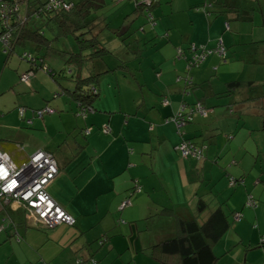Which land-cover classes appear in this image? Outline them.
<instances>
[{
    "label": "crops",
    "instance_id": "0c3cea01",
    "mask_svg": "<svg viewBox=\"0 0 264 264\" xmlns=\"http://www.w3.org/2000/svg\"><path fill=\"white\" fill-rule=\"evenodd\" d=\"M174 1L170 11L162 8L160 1L153 13L154 25L129 4L127 9H131L135 19L128 23L130 18H125L127 21L119 27L111 26L102 33L118 41L113 33L122 28L130 37L128 49L134 58L140 63L147 59L146 74H141L140 66L128 70L137 93L130 83L120 85L121 81L116 80V86L125 88L130 95L124 102L120 100L119 112L111 111L110 106H97V101L93 104L95 117L84 122L78 115L72 118L73 110L62 104L58 111L53 109L54 114L41 119L26 112L25 120H31V125L20 118L26 128L36 132H45L59 121L65 131L72 132V147L56 142L54 133L50 141L35 139L30 134L23 140L24 145L3 135L6 131L0 135V150L16 165L25 163L38 151L53 154L61 171L48 192L76 220L74 228L61 225L51 230L14 201L0 204V264H77L79 260H83L82 264H101V260L104 264H161L150 255L151 249L175 238L182 221L198 219L203 223L218 210L227 217L230 229L214 246L217 264H263L264 205L258 206V210L244 207L249 199L264 200V193L257 194L258 188L252 190L254 185L260 187L264 182V134L257 130L259 123L252 120L253 117L264 121V81L256 80L264 53L258 44L264 42V16L258 13L255 0H185L181 15L176 16ZM207 3L213 4L211 16L197 10ZM234 4L238 13L227 9ZM158 10L161 15L155 14ZM240 13L248 15L247 19ZM140 15L145 25L133 30ZM206 24L208 32L198 35V28ZM151 40H156L157 48L149 52L147 44ZM219 40L228 50L226 62L213 55L199 68L189 69L186 61L177 63L178 59L173 63L178 48H215ZM118 48L123 50L124 43ZM154 52H158L157 56L148 60L145 54ZM99 72L101 76L108 75L105 70ZM86 74L89 77L90 70ZM237 81L255 82L258 92L254 89L249 93L243 86L228 93L229 84ZM153 85L161 99L153 94ZM10 89L11 84L5 85V90ZM255 97L261 98L255 101ZM118 98L113 95L111 100ZM199 103L212 110L209 117L197 118L182 131L169 122L182 107ZM75 106L79 113L78 105ZM5 108L0 111L1 119L10 113L9 107ZM221 108H229V112ZM228 113L235 120L225 126ZM7 124L0 122V130H6ZM94 124L106 131L105 138L99 136ZM87 130L90 134L84 136V142L81 135ZM239 135L245 139L242 144L236 140ZM251 137H256L257 150L244 146ZM184 141L203 150L202 161L182 157L178 147ZM247 157L251 159L245 166ZM236 166L241 169H233ZM241 184L245 190H237L236 186ZM137 186L141 187L139 191ZM248 194L252 196L247 198ZM202 201L208 204L203 213ZM231 230L234 232L227 238ZM256 248L261 251L253 253Z\"/></svg>",
    "mask_w": 264,
    "mask_h": 264
},
{
    "label": "trees",
    "instance_id": "16d2710c",
    "mask_svg": "<svg viewBox=\"0 0 264 264\" xmlns=\"http://www.w3.org/2000/svg\"><path fill=\"white\" fill-rule=\"evenodd\" d=\"M130 1L132 0L125 2H120V0H112L116 7H122ZM133 1L135 5H137L135 6V9L145 17L149 14L147 20L150 24L154 25L150 14H152V11L156 8V6L159 5L161 0ZM263 1L264 0H255V3L258 2L256 3V8L261 17L262 14L264 16V7L262 5ZM64 2L71 6L69 10L64 9L62 6L55 8L51 0H3L0 3V11L5 5V9L7 10L6 15L9 17L7 26L10 29L11 38L9 40L8 47H6V45L1 41V36L5 29L0 24V43L2 44L4 52L7 54V56L13 54L19 45L24 48H30L31 50L33 49V53L26 52L22 58L27 59L33 67L45 69L56 82H59L60 79H65L71 82L73 84L72 90L66 89V94H68L70 98L78 105L81 112L86 109L92 111L94 110L93 104L100 97L98 81L102 73H97L98 70H105L106 73H114L121 70L128 71L130 69L128 63H130L131 60L129 59L125 61L124 59V61H120V64L118 65H108L107 61L110 58L115 59V61L118 59L117 57H114L113 50L109 49L104 41H101L100 38L102 33L109 30L112 26V21L109 20L105 15L100 14L109 6L107 0H64ZM205 5L208 7L206 9L204 8L206 15H213L211 11L213 4L207 3ZM227 9L235 10V12L238 13L239 8L234 4L233 7H228ZM197 10L200 11L201 8H197ZM241 15L245 17L244 19H247L246 17L248 15L244 16L243 13H240V16ZM244 19L240 18L242 21ZM263 19L264 18H262V20ZM227 27V29H230L229 24H227ZM113 34L118 38L119 43H124L125 51L123 49V52H131L128 49L129 45L127 43L130 37L125 33V30L120 28L115 30ZM67 38H72L76 41L79 51L74 53H66L67 58L64 69H61L58 72L53 70L50 71L43 65V58L46 56V52L53 48L52 45L55 42H59L61 39ZM218 42L215 48L196 45H190L187 50L178 48L177 59H184L187 62L189 69L199 68L210 56L217 55L220 57L215 52ZM135 43H137V41ZM222 43L225 49V56L220 58L222 61L226 62L228 50L226 49L223 41ZM258 44L261 45L264 44V42ZM193 47L196 48L195 52L193 51ZM203 49L206 51H212V53L207 56V58L202 63L197 65L194 64V55L202 54ZM42 53L43 55L41 56ZM186 53H188V55ZM39 60H41V64H38ZM33 67L30 73H35L37 71V68L35 69ZM85 69L90 70L89 77L84 76L83 71H85ZM95 70H97V72ZM243 86L247 87V91L249 93L252 92L251 90L254 91V89L256 92H258L257 87L259 85H257L255 82L237 81L229 84L230 90L228 93L232 92L233 89H239ZM257 94L258 93H256V95ZM260 98L255 97V101L260 100ZM199 104H201V106L206 109H210L204 106L202 103ZM232 110L231 113L233 114L235 110ZM35 113L33 117H38L35 115ZM176 116L177 114L174 117ZM199 117L201 116H198V118ZM21 119L24 120V122H27L28 120H25V117ZM195 120L196 119H193V121L189 122L186 126L192 124ZM192 144L195 147L201 149L195 143ZM58 168L60 173L61 169L59 166ZM234 185L235 183L233 186ZM136 189V191H139L141 187L137 186ZM249 200H251L254 204L252 207H249L252 209L257 208L256 201L254 199ZM0 204H4V202L1 201ZM204 207L206 209L208 204L202 201L200 211L201 213L205 211ZM246 207H248V205ZM181 224L180 233L175 238L170 239L162 245L151 249L150 255L154 256L161 264H217L219 258L214 252V246L226 235L230 229V223L228 222V219L224 213L221 210L215 211L203 223H200V221L197 219L192 221H182ZM65 226L70 227L69 225ZM72 226H76V220L75 224ZM102 242L103 241L100 242L101 245H103ZM262 244H264L263 241L261 246ZM263 248L264 247H262V249ZM82 263L83 260H79L77 264Z\"/></svg>",
    "mask_w": 264,
    "mask_h": 264
},
{
    "label": "rangeland",
    "instance_id": "374dc122",
    "mask_svg": "<svg viewBox=\"0 0 264 264\" xmlns=\"http://www.w3.org/2000/svg\"><path fill=\"white\" fill-rule=\"evenodd\" d=\"M107 1L109 3V6L106 8V10H104L100 14L105 15L106 17H108L109 20L112 21V27H115V28L119 27L120 24L127 21V20H125V18H128V17L130 18V22H128V23H131L135 19V18H132L133 15H131V13H130L131 9H127V6L129 4H132L133 7L137 6V5H135L133 0L130 1L129 3H126L122 9L119 8L121 6L116 7V5L113 4L112 0H107ZM184 1L185 0H175L174 1V9L176 11V16L181 15V13H182L181 12V5L184 4ZM161 2H162V8H164L167 11L171 10L170 3L172 2V0H161ZM139 4H141V3H139ZM262 5L264 6V1L262 2ZM205 7H206V5H202L200 12H202V14L206 16V12H204V10L206 9ZM154 10L152 11V14H150L152 19H153ZM138 13H140V12H138ZM155 14L161 15L159 10ZM148 16H149V14L144 19L143 17H145V16L142 17V15H140L141 18L138 17V21L133 24V30L137 29V27H139L141 25L144 26L145 21L149 22L147 20ZM205 20H207V19H205ZM128 23H126L125 25H127ZM148 25H149V23H148ZM208 30H209V25L206 24V27L201 26L198 28L197 34L198 35H201V34L205 35L208 32ZM259 34L260 33L258 31L257 35H259ZM107 40H110V41H107ZM101 41H107V42H105V44H107L108 48L113 50L114 57H117V59H118L117 61H115V59L110 58L107 61L108 65H110V66L115 65V64L118 65V64H120V61H124V59H125V61L130 59L131 62L128 63V65H129L131 70H136L137 67L140 66L139 69H141L140 70L141 74H144V73L146 74V72H148L149 69L147 67L148 66L147 65V59H143L142 63H140L139 60H136L134 58L136 56L134 54H132L131 52L124 53L122 49L119 50L118 47H120V43L117 40H114L111 37V35H106V34H103V36L101 35ZM155 42H156V40H151L147 44V49L149 50V52H152L153 50H155L157 48V45H155L156 44ZM260 46L262 47L261 50L264 52V47H263L264 44H261ZM52 47L53 48L49 49V51L46 52V56L43 58V60H44L43 65H44V67H47L50 71L53 70L55 72H58L61 69H64V67L66 66V58H67L66 53H74V52L79 51V47H78L76 41L73 40L72 38L61 39L59 42H55L52 45ZM26 52L27 53H33L34 50L33 49L31 50L30 48H24V47L19 45V46H17L16 51L8 57L7 54L4 52L2 44L0 43V111L6 110L5 107H9V112H10L7 117L2 118L3 120L0 118V122L7 121V123H8L6 130H0V135L3 134L2 133L3 131H6V134H3V135H6L7 137H9L12 140L14 139L15 141H18V142L20 141V143L22 145H24L23 140H26V138H28L30 136V134L33 135V137L35 139H39L42 141L43 140H46V141L49 140L50 141L53 138V133H54L56 136V137H54V140L56 142L60 141V142H62L61 145H65V147H72L74 144L72 132L65 131L62 128V125L60 124L59 121H55L52 128H49L45 132H40V131L36 132L34 130H30L31 128H29V129L26 128L25 127L26 125L22 124V122H21L22 120L20 119V116H19V109L25 108L27 114L30 113L33 116L35 112L46 109L47 108L46 106H48L51 109H54L55 111H58V109H59L58 106H60L62 104L63 106L67 107V109L69 111H71V109L73 110L74 114L70 115V116H72V118H73V116L77 117V115H78V118H80L83 122L85 119H87L90 116L92 118L95 117V114H93L94 110L89 112L87 115H83L81 111H78L79 113H77V109L75 106L76 103L65 92L66 89L72 90L73 84L71 82L65 80V79H60L59 82H56L52 79L50 74L45 69L33 67L28 62L27 59L22 58ZM157 54H158V52H154L152 54L151 53L145 54V56H147V58L149 60V59H151L152 56H157ZM159 54H161V53L159 52ZM42 55H43V53L41 54V56ZM182 60L183 59L178 61L177 57H175L173 63H175L176 61H178L177 63L185 62V60H183V61ZM262 63H264V53L262 54V56H260L259 69H261V70H259V75L257 76L258 78H256L257 81H260V80L264 81V78H263L264 76L262 74V70H263L264 66L262 65ZM38 64H41V60L38 61ZM32 67L35 69L37 68V71H36V73H34L31 76L30 84L32 86L31 85L27 86L21 82L20 78L23 75L30 74ZM150 69H151L152 73L156 74L152 68H150ZM84 72H85V76H86L87 75L86 74L87 69H85ZM137 72H139V70ZM154 76H157V74ZM186 77L187 76L185 74V78ZM129 79H130V81H125V80H129ZM116 80L121 81L120 85L130 83L131 88L134 87L135 92L137 93V85L135 82L132 83V81H131L132 76H131L130 72L121 70V71H117L114 73H108V75L101 76L100 81L98 82V89H99V91H101L102 95L100 96L101 98H99L97 100L98 101L97 106H100V105L101 106H110L109 109L111 111H116V112L120 111L119 110L120 109L119 108L120 100L124 102L125 97L130 96V95H128L125 88H118L116 86L117 85ZM185 81H186V79H185ZM8 84H11V89H10L11 90V96H9L10 90H5V85H8ZM158 85L160 86V82H158ZM120 89H121V91H120ZM152 90H153V94L158 96L159 99L162 98L160 94L156 93V87L154 85H153ZM107 92H108V95H107ZM113 95L120 97V99L118 98V101L112 102L111 98L113 97ZM227 100H228V104H230V100L229 99H227ZM43 103L45 104L44 106H43ZM255 106H258V104H255ZM116 109H118V110H116ZM219 110H226L227 112H229V108H226V109L221 108ZM60 114L61 113H56L57 116ZM0 115H1V113H0ZM47 115H52V114H46L45 116H47ZM226 116H227V118L224 120L225 121L229 120V122H226L225 126H227L229 123L232 124V120H235V118H232L229 113L226 114ZM37 118H39V117H37ZM72 118H71V120H72ZM197 118L198 117H196L195 119H197ZM199 118H203V117H199ZM238 118H239V116H237V119ZM252 120H254L256 123H259L256 125V127L258 128L257 130L260 133L264 134V121L262 119L261 120L259 119L260 120L259 121L257 118L255 119L253 117H252ZM94 127L99 132V136H102L103 138L106 137L105 136L106 131L102 130L98 124H94ZM247 129L249 132L250 128L246 127L245 130H247ZM79 134H81V131L78 130L77 135H79ZM89 134H90V131L87 130L81 135V138L83 139L84 142L87 141V139L84 136L87 137ZM255 139H256V137H254V138L251 137V139H247L248 143H246L244 146L254 147L257 150V146L254 142ZM236 140L239 141V144H242L245 141V139L242 137V135H239ZM134 152H135V150L133 148L132 153H134ZM252 155L257 156V154H252ZM252 155H250V157ZM247 158L248 159L246 160V162L244 164L245 166L249 165L248 161L251 159L249 157H247ZM255 158L256 157H254V161H255ZM254 161H253V163H254ZM235 168L241 169L240 166L239 167L238 166L233 167V169H235ZM250 169L253 170V165L251 166ZM257 171L261 172L262 170H261V168H257ZM234 177L238 178L237 176H234ZM246 181H247V179H246ZM252 182H253V180L251 179V183ZM259 186L260 187H258L257 185H254V188L252 190H255L256 188H258L257 194L260 193V195H262L264 193V182L262 184H260ZM236 187H237V190H239V189L245 190V185L241 184V185L236 186ZM248 196H252V194L251 195L248 194L247 198H248ZM237 201H239V197H238ZM256 201H257L256 202L257 207L260 206L261 204L264 205V200H259L256 198ZM248 202L249 201L247 200L246 204ZM246 206L244 207L245 210H252V208H250L249 206L248 207H246ZM70 227H75V226H70ZM48 229L52 230L53 228H48ZM58 229H60V228H58ZM48 232H49V230H48ZM233 232H234V230H231V232L229 234H227L226 237L229 238L231 236V233H233ZM261 247H264V244H262ZM217 251H219V248L217 249ZM231 251H233V249H231ZM258 251H261V249L256 248V249L252 250L253 253H257ZM96 262H97V260H96ZM91 263L95 264L93 261ZM101 264H104L102 260H101ZM263 264H264V262H263Z\"/></svg>",
    "mask_w": 264,
    "mask_h": 264
},
{
    "label": "built area",
    "instance_id": "2783aa9c",
    "mask_svg": "<svg viewBox=\"0 0 264 264\" xmlns=\"http://www.w3.org/2000/svg\"><path fill=\"white\" fill-rule=\"evenodd\" d=\"M3 0H0V3ZM128 0H120L125 2ZM53 6L58 8L62 6L69 10L71 6L64 2V0H51ZM6 6L4 5L0 11V24L5 31L1 36V41L8 47L11 38L10 29L7 26L8 16L6 15ZM9 11V10H8ZM153 20V19H152ZM196 48L193 47L195 52ZM215 52L220 56H225V49L222 41L218 42ZM212 51L203 49V53L195 54L193 57L194 64L202 63ZM31 75H23L21 82L29 86ZM54 111L51 108L35 113L36 116L42 118L45 114H52ZM90 110L82 111L83 115H87ZM26 109H20L19 114L21 118L25 117ZM212 110L206 109L201 104L194 106H184L181 108L176 117L169 120L173 122L179 130L184 128L189 122L193 121L198 116L208 117ZM27 124H32L31 120ZM183 158H195L202 161L204 158L203 150L195 147L191 142L184 141L178 147ZM0 169H5L6 172H0V202L9 204L11 201L21 205L25 208L31 217H33L39 224L45 228H55L60 225L72 226L75 224V219L69 215L63 208H61L50 196L48 188L59 176L58 164L50 153L38 151L29 159L20 165L13 163L10 156L0 150ZM7 177V179L5 178ZM234 182H232V185ZM252 207L254 204L251 200L247 203ZM238 219L241 218L239 215ZM264 243V240H263Z\"/></svg>",
    "mask_w": 264,
    "mask_h": 264
},
{
    "label": "snow or ice",
    "instance_id": "6c2138e0",
    "mask_svg": "<svg viewBox=\"0 0 264 264\" xmlns=\"http://www.w3.org/2000/svg\"><path fill=\"white\" fill-rule=\"evenodd\" d=\"M0 172H6L5 169H0ZM7 179V177H5Z\"/></svg>",
    "mask_w": 264,
    "mask_h": 264
}]
</instances>
